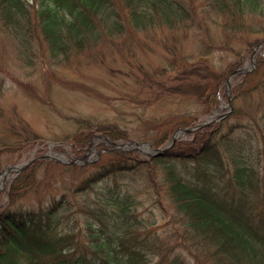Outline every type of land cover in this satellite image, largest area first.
<instances>
[{
	"label": "trees",
	"instance_id": "trees-1",
	"mask_svg": "<svg viewBox=\"0 0 264 264\" xmlns=\"http://www.w3.org/2000/svg\"><path fill=\"white\" fill-rule=\"evenodd\" d=\"M0 35V99L8 77L32 102L53 106L50 77L112 104L100 83L61 71L98 63L109 79L131 81L142 104L127 118L115 105L113 116H65L69 128L50 137L54 147L68 144L79 158L100 135L104 150L83 164L34 158L7 182L0 264H89L86 220L108 180L149 192L164 215L159 225L173 232L191 264H264V52L231 83L232 109L218 121L150 157L105 144L127 140V122L135 121L159 147L178 127L213 112L243 50L264 39V0H0ZM143 51L150 61L139 58ZM222 54L215 63L213 55ZM35 72L49 89L36 93ZM118 91L121 98L133 93ZM9 116L0 153L18 150L16 163L43 136L18 110ZM28 197L34 201L23 203Z\"/></svg>",
	"mask_w": 264,
	"mask_h": 264
},
{
	"label": "rangeland",
	"instance_id": "rangeland-1",
	"mask_svg": "<svg viewBox=\"0 0 264 264\" xmlns=\"http://www.w3.org/2000/svg\"><path fill=\"white\" fill-rule=\"evenodd\" d=\"M263 52L264 39H261L252 47L243 50L242 63L234 69L250 70L255 64L251 61L252 54L254 53V57H256V55ZM149 56V54L143 51V53L139 55V58L148 62L151 59ZM213 56L212 58H214L215 63H223L224 59L227 57L226 54ZM44 63L45 62H42V66ZM73 70L75 71L74 73H72ZM61 71L65 75L67 74L70 77L80 79L90 84L100 83L102 85L100 86L101 89L114 98L111 101L112 104L90 98L84 93L76 90H68L58 85L56 81L50 77L48 78V81L51 83L49 89V87L40 83L41 79L37 72H35L34 79H36L39 84L36 93H41V90L49 89L53 100V106L49 104L41 105L37 102H32L11 82V80H9L8 77H6L4 94L0 99V104L2 105L0 110L3 112V114H0V135H2L6 129L10 120L9 115L16 109L23 115L28 124L43 137L41 138L42 141L35 142L33 147L26 151L16 163H14V159H16L19 154L18 150H5L0 153V181L3 179V174L5 172H7V178L14 174L15 169H7L8 167L23 163L25 159L37 153L52 154L57 158L56 160L59 161L71 159L69 153H67L69 151L68 144H63L65 148L61 150L54 147V145L58 143H54L56 141L50 139L52 135L59 136L65 129L69 128L68 119L65 117L66 115L75 112H97L113 116L114 111L109 107L111 105L121 106V108L127 112L124 115L126 118L129 117L128 112L142 110V104H136L138 103L137 96L135 95V90L131 89V81H126V79L120 75L117 77L113 76V78L109 79V73H107V69L104 65L91 63L75 68L62 69ZM233 71L226 77L228 79L229 75H231L228 84L230 98H232L231 83L236 82L239 78L238 76L247 72H239L238 70V72ZM101 78L105 79V82H101ZM227 79H225L221 85L222 95L219 103L220 108L211 112L212 114L206 117L201 116L199 119H208V117L212 119L227 112V110H229L228 113L230 112L232 108L230 109L227 105L228 95L225 88ZM124 89L125 91L128 90L133 92L131 96L128 97L127 95L121 98V92L118 90L123 91ZM258 100L259 94L250 97V101L254 103ZM146 111L148 110L146 109L144 112ZM257 114L258 111L255 115ZM230 119L232 120L233 118ZM214 120L213 122H216L218 118ZM127 125L129 138L120 142L126 143V147H138L139 155L142 157H148L153 154V151L148 148V146L137 145L130 142H149L147 138L143 137L148 128L143 126L142 123H137L135 121H129ZM149 130L152 131L153 128L150 127ZM98 140L99 137H96L85 152L86 158L91 162L97 159L100 152L97 147ZM37 148H41V150H37ZM39 175H41V173ZM7 180L4 185L0 184V192H2L1 199L3 200L6 199L4 191L6 190ZM153 199L154 198L150 197L149 192H146L145 188L140 186L116 184L110 180L103 184L96 201L95 214L92 218L86 220L87 246L90 250L89 264H191L189 256L179 247V241L173 232L166 226L159 225L158 222L161 216L163 218L164 215L160 213V207L158 208L157 205H152ZM33 201L34 199L32 197L22 200L23 203Z\"/></svg>",
	"mask_w": 264,
	"mask_h": 264
},
{
	"label": "water",
	"instance_id": "water-1",
	"mask_svg": "<svg viewBox=\"0 0 264 264\" xmlns=\"http://www.w3.org/2000/svg\"><path fill=\"white\" fill-rule=\"evenodd\" d=\"M252 62H253V58H252ZM237 70H240V71H244V70H241V69H237ZM236 70V71H237ZM228 84H229V79H227L226 83H225V88L227 90V95H228V98H227V104L229 107H231V103H230V97H229V91H228ZM210 121H205L203 123H201L200 125L202 124H206ZM200 125H197V126H194V127H183V128H179L177 129L173 136L171 137L169 143L167 145H165L164 147L162 148H153L154 149V153H161L163 152L165 149H167L175 140L176 138L181 135L182 133L184 132H189L193 129H195L196 127L200 126ZM138 144H142V145H149V143L147 142H136ZM114 146L118 147V148H121L122 146H124L125 144H116V143H112ZM40 157H51L53 159H57L54 155H51V154H44V155H41ZM30 162V159L29 160H26L25 162H23L21 165H14L13 167L15 168V170L17 171H20L23 167H25L28 163Z\"/></svg>",
	"mask_w": 264,
	"mask_h": 264
},
{
	"label": "bare ground",
	"instance_id": "bare-ground-1",
	"mask_svg": "<svg viewBox=\"0 0 264 264\" xmlns=\"http://www.w3.org/2000/svg\"><path fill=\"white\" fill-rule=\"evenodd\" d=\"M3 176H4L3 179L7 178V172H5ZM0 184H1V182H0Z\"/></svg>",
	"mask_w": 264,
	"mask_h": 264
}]
</instances>
